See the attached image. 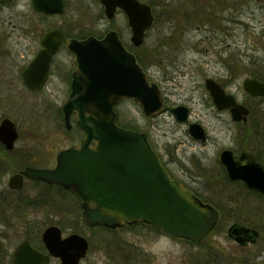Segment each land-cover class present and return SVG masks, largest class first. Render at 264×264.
Masks as SVG:
<instances>
[{
    "label": "rangeland",
    "instance_id": "obj_1",
    "mask_svg": "<svg viewBox=\"0 0 264 264\" xmlns=\"http://www.w3.org/2000/svg\"><path fill=\"white\" fill-rule=\"evenodd\" d=\"M64 2L59 15L35 12L30 0L0 4V120L10 118L17 126V151L21 149L31 158L41 157L44 148L46 154L50 152L45 166H52L57 150L77 141L78 134L75 126L65 129L60 113L69 89L67 76L74 67V56L65 47L56 55L43 90L31 92L22 82L20 71L34 56L40 37L51 28L77 37L88 30L104 29L106 24L118 30L126 45L130 37L121 15L109 22L99 19L95 0ZM178 2L186 11L173 18H157L146 32L142 48L135 52L146 62L149 80L159 86L162 108L145 116L135 101L126 99L116 107V117L147 134L175 179L211 205L228 207L226 219L230 222L237 219L257 230L256 244L240 248L227 236L230 222L222 217L199 243L140 223L87 230L78 200L69 194L56 193L44 201L50 188L32 183H26L23 197L8 191V178L22 165L15 150L5 152V158L0 154L2 207L17 206L8 211L10 224L0 222V264H8V254L26 234L35 239L49 224H57L64 235L74 232L90 238L91 246L79 264H264V199L224 177L216 157L222 148L235 146L239 128L228 114L214 109L203 85L206 78L217 80L238 101L264 114V99L248 98L241 85L249 75L264 79V0ZM175 105L188 108L187 122L204 127L205 143L192 140L187 124L175 120L168 111ZM27 196L40 198L35 208L24 203ZM50 264L59 263L53 260Z\"/></svg>",
    "mask_w": 264,
    "mask_h": 264
},
{
    "label": "water",
    "instance_id": "obj_2",
    "mask_svg": "<svg viewBox=\"0 0 264 264\" xmlns=\"http://www.w3.org/2000/svg\"><path fill=\"white\" fill-rule=\"evenodd\" d=\"M9 1L0 0V3ZM101 2L108 17L116 5L124 10L132 32L131 42L140 45L153 20L149 6L137 0ZM32 5L44 14L63 11L62 0H32ZM62 41L63 34L56 28L44 34L40 51L22 72L28 87H42L49 62ZM66 46L74 54L76 68L62 113L67 128L73 115L74 124L84 136L76 145L57 154L53 169L26 168L22 174L59 184L78 194L82 198L83 219L87 226L113 228L143 222L172 236L192 241L201 239L214 226L217 212L182 183L169 177L144 133L115 124L114 107L124 98L135 100L146 116L155 114L162 105L159 87L148 82L133 54L112 31L102 39H70ZM204 85L218 110L228 109L234 121L244 119L247 108L236 103L216 81L206 78ZM242 87L251 96H264V83L256 79L245 78ZM171 112L177 121H186V107L176 106ZM188 131L194 138L204 141L200 124L190 123ZM16 138L14 124L9 119L1 120L0 141L5 148L11 149ZM218 161L229 180L241 181L264 196L261 165L247 163L249 159L243 154L236 161L228 150L219 153ZM8 185L20 189L22 176L13 175ZM248 231L254 235V231L248 229L230 228L239 243L247 240L242 235ZM42 241L49 255L58 258L61 264H78L88 247L86 238L77 233L61 238L55 226L43 231ZM49 255L34 250L28 241H22L14 250L10 264H47Z\"/></svg>",
    "mask_w": 264,
    "mask_h": 264
},
{
    "label": "flooded vegetation",
    "instance_id": "obj_3",
    "mask_svg": "<svg viewBox=\"0 0 264 264\" xmlns=\"http://www.w3.org/2000/svg\"><path fill=\"white\" fill-rule=\"evenodd\" d=\"M14 1V0H13ZM13 1H10V2H13ZM63 1V3H64V6H65V0H62ZM96 2H97V5L99 6V10H98V13L99 14H97L98 15V17H99V19H101V18H103V19H107V21L109 22V21H113V19L117 16V15H121L122 16V18H124V20L126 21V26H127V29H128V31H129V35H130V37H129V43L126 45L123 41H122V39L120 38V33L118 32V30H116L114 27H113V25L112 24H106V26H105V28L104 29H101V30H96L95 32H93V31H91V30H88V31H85V32H82V33H79L78 34V36L77 37H74V36H71V37H67L65 34H64V32L62 31V33H63V35H64V40H63V42H62V44L59 46V48H58V51L52 56V58H51V60H50V62H49V66H48V72H47V78H46V81L44 82V84L42 85V87L41 88H39V89H30V88H28L27 87V89L29 90V91H31V92H40L41 90H43L44 88H45V85H46V83H47V81H48V79H49V77H50V74H51V71H52V64H53V62H54V59H55V57H56V55L58 54V52L63 48V47H65L66 49H67V47H66V45H65V42L68 40V39H77V40H79V41H82V40H85L86 38H88V37H94V38H96V39H101V38H103L104 36H105V34L107 33V32H110V31H112V32H114V33H116V35L118 36V38L120 39V41H121V43L123 44V46L125 47V48H127V46H129V45H131V46H133L134 48H138V47H140V45H138V46H135V45H133L132 44V42H131V36H132V32H131V28H130V26L128 25V23H127V16H126V14H125V12H124V10L120 7V6H118V5H116L114 8H113V11H112V15H111V17H108L107 15H106V12H105V6H104V4L101 2V0H95ZM137 1H139L140 3H142V4H145V5H148L149 6V8H150V11H151V13H152V15H153V18L155 19L156 18V16H157V18H159L160 16L162 17V18H166V17H170V16H172V18H173V16H176V14H177V11H181V12H183V11H185L186 10V8H184L183 6H182V3H179L180 4V6H179V4H176L175 3V1L176 0H173V1H171V0H153L154 1V3L153 2H149L148 0L146 1V0H137ZM181 1V0H180ZM10 2H5V3H0V4H8V3H10ZM30 2H31V5H32V0H30ZM32 7H33V5H32ZM156 7H159L158 9H156ZM158 10V11H157ZM38 13V12H37ZM41 14V13H40ZM42 15H44V13L42 14ZM46 15V14H45ZM159 15V16H158ZM216 17H218L219 18V16L218 15H216ZM45 33V32H44ZM44 33L42 34V36L44 35ZM146 34V33H145ZM42 36L40 37V39H39V47H38V49L36 50V52L34 53V56L32 57V59L30 60V61H32L33 60V58H35L36 57V55L38 54V52L40 51V49H41V44H40V42H41V39H42ZM145 36V35H144ZM63 45H65V46H63ZM68 50V49H67ZM69 51V50H68ZM70 52V51H69ZM70 54L71 55H73L71 52H70ZM74 56V55H73ZM30 61L27 63V65L20 71V76H21V79H22V82H23V77H22V72H23V70L28 66V64L30 63ZM75 69V59H74V67L69 71V75L67 76V84H68V86H69V89H68V92H67V96H68V94H69V91H70V82H71V74H72V72H73V70ZM246 78H250V79H257V80H259L260 82H264V79H260V77L258 78V76L257 75H249L248 77H246ZM217 81V80H216ZM218 82V81H217ZM219 84H220V86L224 89V91L226 90L225 89V87L220 83V82H218ZM226 92V91H225ZM66 96V97H67ZM208 97H209V99H210V101H211V103H212V105H213V107H214V109L217 111V112H221V113H225V114H228L229 115V118H230V120L235 124V125H237L238 126V128H239V130H238V132H237V136H236V138H237V141H235V146L234 147H224V148H222L220 151H219V153L222 151V150H228V151H230L231 153H232V158L234 159V160H236V161H238L239 160V157L243 154V155H245V158H247V159H249V161L247 162V163H251V164H256V165H261L263 168H264V114H261V112L259 111V110H253L252 108H250L248 105H246L245 103H243V102H241V101H238L236 98H235V101H236V103H238V104H240V105H243L244 107H246L247 108V114H246V116L244 117V119H241V120H238V121H234V120H232V117H231V115H230V112L228 111V110H226V109H222V110H218L216 107H215V105L213 104V102H212V100H211V98H210V96L208 95ZM248 98H251V99H253V100H256V99H264V96L262 97H251V96H249ZM176 106V105H175ZM173 107V106H172ZM172 107H168V111L172 114V112H171V108ZM60 113H61V116H62V112H61V109H60ZM173 115V114H172ZM174 117V116H173ZM175 118V117H174ZM62 119H63V116H62ZM176 120V119H175ZM70 122L72 123V119H70ZM178 122V121H177ZM186 124H187V133L189 134V136L191 137V139L192 140H195V141H198V142H200V140H197L196 138H194L190 133H189V131H188V125H189V123L190 122H185ZM13 124H14V128H15V131H16V135H17V140L13 143V147L10 149V150H7L6 148H4V146H3V144L0 142V154H1V157L2 158H5V154L6 153H4L3 155H2V152H10V153H12L13 151H15L16 150V152L18 153V154H20V157H18V159H21L19 162H20V165H21V163H22V165L15 171V172H13L12 174H11V176H13V175H22V171L24 170V169H26V168H31V169H52L54 166H55V161H56V154L60 151V150H62V149H64V148H62V149H60V150H57V152L55 153V157H54V164L52 165V166H45L46 164H45V161H47V160H49L50 159V152L48 153V154H46V150H45V148H44V151L45 152H43L42 153V155H41V157H39V158H37V157H33V158H31L29 155H27V154H25V151L24 152H22V150L20 149V150H18L17 151V149H16V146H15V144H16V142L19 140V132H18V129H17V126L15 125V123H14V121H13ZM64 126H65V124H64ZM72 124L70 125V127L69 128H66V126H65V128H66V130H69V129H71L72 128ZM244 127V128H243ZM76 130V133L78 134V136H77V138H78V140H79V138H80V134H79V132L77 131V129H75ZM203 131H204V137H205V140L202 142V143H205L206 142V140H207V132H206V130L203 128ZM146 136H147V134L145 133V132H143ZM147 138H148V136H147ZM77 140V141H78ZM149 140V139H148ZM77 141H75L73 144H71V145H69L68 147H70V146H73V145H75L76 144V142ZM151 144V143H150ZM68 147H66V148H68ZM155 151V150H154ZM156 152V151H155ZM219 153H218V155H219ZM218 155H217V157H216V160H217V162L219 163V161H218ZM157 156H158V159L160 160V162H161V164L163 165V167H164V169L167 171V173H168V171H170V168L166 165V162L165 161H163L161 158H160V156L157 154ZM249 156V157H248ZM243 158V157H242ZM219 165L221 166V168H222V171H223V174H224V177L227 179V177H226V173H225V170H224V167L219 163ZM171 172V171H170ZM172 173V172H171ZM169 174V173H168ZM173 178V177H172ZM173 179H175V178H173ZM177 180V179H176ZM228 180V179H227ZM9 181V180H8ZM179 181V180H178ZM238 184H240L242 187H245L248 191H251L254 195H256L257 197H263L264 198V196L262 195V194H260L258 191H256V190H252V189H248L241 181H236ZM26 183H32V184H40V185H43V186H45V187H47V188H50L49 190H47V193L48 194H45L44 196L45 197H43V200L44 201H46V198L47 197H49V196H51V197H55V195L54 194H56V193H65V194H69L70 196H72V197H74V198H76L77 200H78V206H79V209L81 210V212H82V206H81V203H82V198L79 196V195H77V194H75V193H72V192H70V191H68V190H66L65 188H63L62 186H60V185H58V184H53V183H47V182H45V181H42V180H37V179H31V178H27V177H25L24 175H22V188L21 189H19V190H16V189H10V188H8L9 190L8 191H10L11 193H15V194H17V195H20V194H22V192L24 191V188H25V185H26ZM184 184V183H183ZM188 187V186H187ZM189 189H191L190 187H188ZM50 190H52V191H50ZM192 190V189H191ZM194 191V190H193ZM195 193V192H194ZM5 195V194H4ZM20 197H23V194L22 195H20ZM28 197V199H23V201H24V203H27L28 205V207L29 208H35V206L39 203L38 201H37V199H40V198H37L36 196H27ZM3 201L1 200V198H0V222L1 223H4V225L5 224H10V221H8V218H9V216L11 215V213L9 214L8 213V211H10V210H13V209H15V207H17V206H14V205H6V204H4L6 207H2V203ZM7 202V201H6ZM207 203H209V202H207ZM206 203V204H207ZM210 204V203H209ZM208 204V205H209ZM213 210H215L216 212H217V219H216V223H219L220 222V220L222 219V218H224L223 220H226V221H229V220H227L226 219V217H228L229 215L227 214L228 213V210H227V208L228 207H222V206H220V205H216V206H214V205H209ZM229 209H230V207H229ZM9 215V216H8ZM81 216L83 217V214L81 213ZM225 216V217H224ZM222 217V218H221ZM83 220V219H82ZM230 222V221H229ZM215 223V224H216ZM84 224V223H83ZM49 226H55V227H57L59 230H60V233H61V237L63 238V237H65L66 235H64L63 234V232H62V229L57 225V224H49L48 226H46V227H49ZM85 226V225H84ZM45 227V228H46ZM99 226H94V227H86L85 226V228H87V230H90V229H97ZM244 228V229H248V230H251L253 227L252 226H249V225H247V224H245V223H241L240 221H238L237 219H231V222L228 224V226H227V231H226V233H227V236L230 238V239H232L235 243H237V245L238 246H240V248H246L248 245H254V244H256V242H257V240H258V233L257 232H254V235H251L250 234V231H248V233L246 232L245 234H243L242 235V237H246L247 238V240L245 241H242L241 243H239V242H237V241H235V237L232 235V233H230V228ZM31 228H32V226L31 227H29V230H31ZM44 228V229H45ZM43 229V230H44ZM213 230V229H212ZM35 232L36 231H34V234H35ZM43 232V231H42ZM42 232L34 239V238H32V236L29 234V235H25L26 237H24L23 239H21L18 243H17V245L20 243V242H22V241H28V243H29V245L33 248V249H35L36 251H38V252H40V253H42V254H45V255H48V251H47V249H46V247H45V245H44V243H43V241H42ZM252 233V232H251ZM4 235V234H3ZM86 238V240H87V244H88V247H87V250H86V254H87V252H88V250H89V248H90V246H91V241H90V238H88V237H85ZM191 242H193V243H199V240L198 241H191ZM17 245L13 248V250L11 251V253H9L8 254V256H7V258H8V264H10V261H11V258H12V253L14 252V250H15V248L17 247ZM2 251H3V249L0 247V253H2ZM86 254H85V256H86ZM84 256V257H85ZM83 257V258H84ZM82 258V259H83ZM82 259H80V261L82 260ZM53 260H55V261H58V263L59 264H61L60 263V261H59V259L58 258H55V257H52V256H49V260H48V264H50V262L51 261H53ZM80 261H79V263H80ZM78 263V264H79Z\"/></svg>",
    "mask_w": 264,
    "mask_h": 264
},
{
    "label": "trees",
    "instance_id": "obj_4",
    "mask_svg": "<svg viewBox=\"0 0 264 264\" xmlns=\"http://www.w3.org/2000/svg\"><path fill=\"white\" fill-rule=\"evenodd\" d=\"M179 6H180V4H179ZM186 11V10H185ZM177 12H181V11H177ZM155 20H157V16H156V18H155ZM127 48H128V50H130L131 52H133L134 53V55H135V57H136V61H137V63L145 70V60L144 59H142L139 55H137L135 52H137L139 49H141L142 48V46H140V47H138V48H134L133 46H131V45H129V46H127ZM116 124L119 126V127H121V128H124V129H127V130H135V131H142V129H140V128H137L136 126H132L131 124H129V123H122V122H120L118 119H117V117H116ZM5 153V152H4ZM168 173H169V175L172 177V174H171V172L170 171H168ZM185 185V184H184ZM186 187H187V185H185ZM195 192V194L197 195V196H199L203 201H205V202H208L207 200H205L204 198H202L196 191H194ZM263 199V198H262ZM102 229H104V228H102ZM106 230H108V229H106ZM206 238V237H205ZM204 238V239H205Z\"/></svg>",
    "mask_w": 264,
    "mask_h": 264
}]
</instances>
